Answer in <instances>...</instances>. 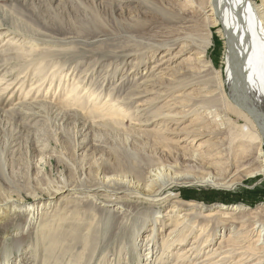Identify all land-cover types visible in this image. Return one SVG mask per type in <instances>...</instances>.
<instances>
[{"label":"rangeland","instance_id":"rangeland-1","mask_svg":"<svg viewBox=\"0 0 264 264\" xmlns=\"http://www.w3.org/2000/svg\"><path fill=\"white\" fill-rule=\"evenodd\" d=\"M187 5L184 0H0V201L13 202L0 218V241L11 264H182L180 253L200 233L204 239L211 234L204 250L218 247L220 237L231 232L223 227L225 220L239 214L196 219L193 231L192 225L182 231L184 224L179 232L189 235L186 242L164 249L168 230L179 220L170 213L171 201L151 206L128 191L94 188L117 187L121 180L144 189L156 167L175 166L176 173L194 177L210 172L236 182L230 188L172 186L167 193H176L182 203L242 205L247 216L264 210V178L249 175L257 144L239 141L253 134L251 125L229 110L227 100L220 108L207 103L200 108L207 127L229 124L227 159H213L208 136L201 139L205 146L196 150L197 159L188 158L191 144L177 140L190 127L188 119L179 129L163 126L160 115H168L175 95H184L183 109L189 110L187 100L196 88L181 89L188 79L160 74L170 66H198L193 52L184 60L166 58L183 56L187 40L203 42L198 31L180 28L178 19L190 15ZM212 30L206 58L224 79L225 44L219 29ZM146 75L151 80L143 82ZM106 98L126 113L121 124H100L95 104ZM21 233L26 238L11 249ZM218 259L210 262L221 264Z\"/></svg>","mask_w":264,"mask_h":264},{"label":"bare ground","instance_id":"bare-ground-1","mask_svg":"<svg viewBox=\"0 0 264 264\" xmlns=\"http://www.w3.org/2000/svg\"><path fill=\"white\" fill-rule=\"evenodd\" d=\"M184 1L189 2L187 11L190 15L187 17L182 16L178 19L182 20L180 28L185 32L198 31L203 42L196 44L192 40H187L186 45H183V56L173 54L166 58L170 60L176 56V58L181 57L184 60L188 58L187 54L189 55L193 52L195 53L198 66H170L166 68V72H161L160 74L165 78L173 75L177 79H188L187 83L180 85L181 89L191 85H196V88L192 89L195 93L187 100L188 106H190L189 110L183 109L185 101L181 96L184 95H175L173 98L175 102L170 103L173 104V107L169 109L168 115H160L163 118V126L166 131H169L168 128L172 125L179 129L178 127L188 119L190 127L185 131L179 132V134L177 133L179 142H186L192 146L188 152V158L191 160L197 159L198 153L196 150L199 151V148H204L203 142L208 139L210 140L209 147L213 159H227L224 151H226L228 144L226 133L228 132L229 124L226 122L225 128H221V130L209 128L207 127V118L200 111V108L204 107L205 103H207L206 107L210 105V109L211 106L212 108L213 106L220 108L221 105H224V101L227 100L230 104L229 110H235L234 112L246 118L251 125L253 134L249 135L250 138H240L239 141L257 144L256 156L253 159L256 167L249 172V175L251 177L260 175L264 178V0ZM214 27L219 29V35L225 44L223 62L227 71L224 79H221V75L213 69L212 62L206 58L209 42L213 38L212 28ZM150 80L148 75H146L143 82ZM153 85L158 84L154 82ZM75 87H72L70 94L72 92L74 94V91H76ZM73 101L75 103L76 100ZM144 105L148 104L144 103ZM176 108L181 110L177 111ZM145 109L142 110L145 111ZM95 110L100 115L99 118L102 119L100 124L104 126L121 124L126 117L124 110L117 106L115 102L107 100V98L96 103ZM223 110L226 109L223 108ZM72 115L74 116V114ZM206 136L208 138L202 141L201 139ZM213 138L215 139L211 140ZM199 140L202 142L196 144ZM176 172L175 166L150 169L144 189L141 187L131 189L130 185L122 184L121 180L116 182L119 185L117 187L97 185L94 188H103L105 191L110 190L111 192H116L117 190L128 191L135 197L148 201L150 205L171 201L172 209L170 213L179 215L177 217L179 220L168 230L167 238L163 242L164 249L169 248L173 242H176V244L182 242L184 244L189 235L182 237L180 233L186 225H192L190 230L193 231L197 227L196 219L209 218L214 215L226 217L230 214H239L234 216L233 221L230 223L225 220L228 224L223 225V227L229 228L231 232L228 233L225 239L223 235L220 237L219 246L216 248L204 250L210 244L211 234L205 239L201 238L202 233L197 234L191 245L180 253L179 257L182 260V264H213L210 260L218 259L219 257L218 262H221V264L229 261L228 258H231L228 264H264V210L260 214L251 212L253 215L247 216L248 213L243 212V209L240 208L242 205L204 206L192 202L182 203L176 193H167L172 186L195 184L230 188L236 182L230 183L228 182L230 178H221L220 175L211 174L210 172L202 177H194L187 173L178 174L179 172ZM58 192L60 191L53 192L52 196ZM11 201H0V218L5 214L3 211L13 205ZM195 210L198 211L195 212ZM180 227H183L181 232H179ZM24 238L26 236L22 235V233L19 237L16 236L11 244V249L18 248ZM4 242L0 241V264H11L9 261L10 252L3 248V246H6ZM7 248L10 249V246ZM225 253L227 255L223 256Z\"/></svg>","mask_w":264,"mask_h":264},{"label":"trees","instance_id":"trees-1","mask_svg":"<svg viewBox=\"0 0 264 264\" xmlns=\"http://www.w3.org/2000/svg\"><path fill=\"white\" fill-rule=\"evenodd\" d=\"M182 191V190H181ZM183 198L187 199V200H193L192 198H194L193 196H185V195H182Z\"/></svg>","mask_w":264,"mask_h":264}]
</instances>
